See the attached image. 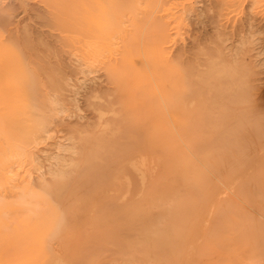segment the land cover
Here are the masks:
<instances>
[{
    "label": "bare ground",
    "instance_id": "bare-ground-1",
    "mask_svg": "<svg viewBox=\"0 0 264 264\" xmlns=\"http://www.w3.org/2000/svg\"><path fill=\"white\" fill-rule=\"evenodd\" d=\"M178 1L182 2L183 0ZM43 2L48 7L47 12L49 16L45 18V24H41L46 25L48 29H53L56 32V34L51 33L49 35L55 39V41L53 40L54 43L60 44L59 47L42 37L37 38L39 39L37 41L39 47L36 46L31 33L27 30L24 31L22 36L17 32L11 31L8 33L5 42H2L0 33V264H6L5 256L11 247L15 248L19 245L28 246L26 242H22L23 236L19 222V214L22 209L28 208L27 215L25 214V216H31L35 219L34 228L37 232L40 230L42 231V229L45 230L43 227L44 223L42 220L43 214L41 213V206L42 203L49 201L50 197H52L51 200L53 202L62 201L65 202V204L69 203L68 205L70 207H78L84 202L91 201L87 197L88 189L96 190L109 183L119 186L120 189L121 186L125 185L119 178L123 175V166L126 161L123 152H131L139 148L140 150H147V147L141 145L143 142L139 143V137L141 140L149 135L156 137L158 140L168 138L169 129L165 128L163 122L158 120L153 123L151 122L152 132L148 130H134L130 133H127L123 128L124 126L118 121L113 125L109 124L108 121H100L97 127L95 126L97 131L94 129L93 131L89 129L88 131H80L77 137L73 135L69 138V145L65 144L67 146H61V144L59 146L61 152L65 150L66 153L69 152L76 155V157L73 156L74 158L70 160L58 157L59 167L49 172L52 177L51 182L42 180L40 182V188L36 190L29 187L25 179L20 177V172L23 167L24 158L28 153L30 142H35L41 138H48L51 132V124L54 122L56 114L66 112L65 108L60 106V102L62 101L60 99H55V96H52L55 98H51L49 95V91L52 90L54 93L56 92L55 95L58 93L59 96H65V92L68 90L69 86L66 73L60 64V47L76 46V48L83 53L82 66L85 68L89 69L97 64H105V66H107L108 75L112 76L115 82H117L116 87L113 89V93L110 95L105 94L104 96H98L100 93L96 91V93L91 92L89 97H91V99L94 98V100L96 98L103 100L104 98V103L111 106L110 110H112L113 113H117V115L119 111L116 112L115 106H113V97L115 96H119V98L124 95L126 96L125 100L119 101L120 109L122 108L135 114L145 110V118L149 117L148 119H152L153 117L160 116L159 119H162V116L164 118L166 114L165 111L169 106H182V104L186 106L184 104L187 102L186 97L190 95L194 97L191 104L192 108L189 109V111L187 107H183L184 113L188 116L192 114L196 116L205 114L207 115V120L211 119V115L216 117L219 116L215 115L218 109H220V113H225V100L238 104L246 100L245 96L248 94L246 93V87L249 88L247 74L245 75L241 71L238 73L236 68L232 67L231 64V66L228 65V67L225 65L227 62H223L224 48L220 42V45L216 43L218 46L214 49L212 47L216 55L213 53L214 51H202L201 55H203L202 57H204L205 62H207L206 64L200 63L206 68L204 67V69H202L201 67L198 73L194 72L195 70H193L192 65H183V63H180V65L179 63L173 64L169 61V57L166 56L163 50L165 49L164 45L169 42L170 38L165 18L172 15V0H43ZM219 6H221V9H225L224 3ZM37 17L40 18L39 16ZM9 26L10 25H8V27ZM6 27L7 25L5 28ZM247 51H249L248 48ZM243 55L244 54H242V56ZM118 56H121V60H124V65H119ZM9 57H11V61ZM141 57L144 59L143 63L146 71L153 76V79L157 83V89L161 94V101L164 104V109L163 107L161 108L163 112H157L154 111L153 108H150L152 101L144 92L146 79L142 75L143 70L136 67V62L138 59L142 60ZM86 58L88 59L86 60ZM244 58L245 57H243V59ZM226 60L228 59L226 58ZM242 61L243 60L240 61L239 58L238 62L240 63ZM240 64L236 67H239ZM251 64L252 63H250V65ZM125 66L127 67L124 68ZM246 67L248 66L246 65ZM243 70L245 71V69ZM123 73H125L126 76H123ZM183 74L188 75V78L186 76L187 82L183 79ZM125 77L129 78V80L127 79L128 81H132L133 84L131 83V86L124 83L126 82L124 80ZM225 79L226 82L224 81ZM181 80H184V83H181ZM182 84L185 85L180 86ZM256 86L258 87L259 85ZM162 89L165 90L164 93ZM76 94L77 93H75V95ZM73 99L77 100L76 98ZM37 110L42 112L40 116L37 115ZM157 110L159 109L157 108ZM245 111H243L244 115L241 117L247 120L250 116L248 117ZM98 112H100V110ZM99 115H101V113ZM106 115H108V113ZM107 117L108 116H106V119ZM224 117H222V119ZM103 118L105 117L103 116ZM148 119H144L142 123L148 121ZM184 119L195 120L199 119V117H184ZM218 119L219 118H217V120ZM212 120H216V118L214 119L213 117ZM207 121L212 122L209 120ZM244 122H242V124L246 128V126H248V121ZM204 125H201V130ZM215 126L217 125L215 124L214 127ZM229 126H227V128H229ZM204 128L205 126L203 129ZM182 136L183 134L180 135V137ZM124 139H131L132 141L129 140L130 143L127 141L124 144H120L121 151L116 153L115 159L110 160L112 165L104 161L110 157L111 152H114L112 151L113 147H115L114 143H119V141H124ZM173 139H176V137H173L171 140ZM196 144H200V142H196ZM236 145L238 146V144ZM60 150L58 152H60ZM212 150L213 151H209V154L211 157L218 158V165L219 163L222 165V157L224 156L223 150H217V148ZM239 150L240 149H238V151ZM193 155L202 163L204 168L208 169L209 174L215 171L212 168L213 166L211 168L208 166L206 162L207 158H205L203 154L197 152L193 153ZM244 157L248 158V156L245 155ZM138 159L140 160L139 157ZM131 161L136 162L134 160ZM169 161L170 160L167 162ZM192 162L193 159L186 156L183 162L177 166L178 172L185 175L187 178V183L183 191L184 196L162 199L154 198L152 194H149L146 197L145 206L125 203L119 205L120 209L110 212L151 216L154 207L166 202L162 214L165 219L168 217L169 226H167V233H182V236L189 234L188 228L193 220V216L186 212L203 203L202 190L205 191L204 186H206L205 184L210 180V177H208L204 169L202 170L200 168L199 172H195ZM140 164H142L143 168L146 166L145 162H140ZM140 164H131L130 166L135 169H138V167L141 169ZM235 164L233 162V165ZM218 165L214 166L218 167ZM215 167L214 169H219ZM261 174L262 172H259L257 176L255 175V181L252 180L249 183L251 186L253 185L252 188H254L251 189L250 196L243 190L245 186L236 187L233 192L236 196L230 197L229 199H227L228 197L226 199H221V203H218L215 208L212 209L211 218L206 222L203 221L204 226L201 228V232L204 239L200 249V253H202L200 254V264H264V184L262 185L260 183L259 178ZM144 176L145 174L143 177ZM124 180L126 179L124 178ZM75 183L78 184L76 189L73 185ZM154 184L156 185V183ZM150 185H152V183ZM150 185H147V189ZM127 186L128 188L130 186L128 181ZM115 191L117 192V190ZM112 192L110 190V193ZM231 196H233V194ZM254 202L260 206L261 215H259L262 217L260 221L250 213V205ZM104 204L103 206H106V204ZM99 209L100 207H98L97 212H99ZM64 213H70V210L66 209ZM170 216H173L171 221L169 220ZM158 221L159 223L161 222L160 220ZM257 228H259V230H257ZM51 235L50 239L48 237L49 241L51 240ZM178 236L177 234V237ZM169 238H171L170 241L174 244L175 239L172 236ZM172 248L176 249V255L182 258L187 257L189 252H194L188 251L182 246H179V248ZM24 256L26 255L24 254ZM129 257H132V255ZM146 257L149 258V256ZM149 262H151V259Z\"/></svg>",
    "mask_w": 264,
    "mask_h": 264
},
{
    "label": "rangeland",
    "instance_id": "rangeland-1",
    "mask_svg": "<svg viewBox=\"0 0 264 264\" xmlns=\"http://www.w3.org/2000/svg\"><path fill=\"white\" fill-rule=\"evenodd\" d=\"M223 3L225 4V9H221V6H219ZM171 4L173 5L172 15L165 18L170 38L169 42L164 45L165 49L163 50L166 56L169 57V61L173 64L179 63L180 65V63H183V65H192L193 70H195L194 72L198 73L201 67L202 69L205 67L202 66V64H206L207 62H205L204 57H202L203 55H201L202 51H214L213 49L222 43L224 48V59L222 60L224 63L225 61L227 62L225 65H232V67L236 68L238 73L241 71L245 75L247 74L249 88L246 87V93H248L245 96L246 100L240 104L236 102H227L225 100L227 109H225V113H220V109H218L215 115H219L220 117L211 115V119L207 120L212 122H208L206 120L207 115L205 114H201L202 116L198 114L199 116H196L191 113L192 115L188 116L184 113V108L187 107L188 110L192 108L191 104L194 97L190 95H187V97L189 96L188 98L186 97L187 102L184 103L186 106H183V104L182 106H169L165 111L166 114L164 118L162 116V119H159L160 116L153 117L152 119H148L149 117L145 118V110L135 114L130 113L128 110L120 109L119 101L125 100L126 96L124 95L120 98L119 96H115L113 97L114 104H112L115 106V111H119L117 115V113H113L112 110H110L111 106L104 103V98L103 100L99 98L94 100V98L91 99V97H89L91 92L96 93V91L100 93L98 96H104L105 94L110 95L113 93V89L116 87L117 82H115L112 76L108 75L107 66H105V64H97L89 69L85 68L82 66L83 53L77 49L76 46L60 47V64L66 73L69 86L68 90L65 92V96H59L58 93L55 95L56 92L54 93L52 90H50L51 92L49 91V95L51 98L56 97L55 99H60L62 101L60 102V106L64 107L66 112L56 114L55 120L51 124V132L48 138H41L35 142H30L29 150L24 158L23 167L20 172V177L25 179L29 187L36 190L40 188V182L42 180L51 182L52 177L49 172L59 167L57 158L62 157L70 160L76 157V155L69 152L66 153L65 150L61 152L59 146L61 144V146L69 145V138L73 135L77 137L80 131H88V129L91 131H93V129L96 130L98 122L100 121H108L111 125L118 121L124 126L123 128L126 132L130 133L134 130H148L152 132L151 122L153 123L158 120L163 122L165 128L169 129V134L167 136L168 138H164V140H158L152 135L142 138V140L139 137V143L143 142L141 145L147 147V150H140L139 148L131 152H123L126 161L123 166V175L121 174L122 176L119 178L125 185L121 186L120 189L119 186L110 183L96 190L88 189L87 197L91 201L84 202L78 207H70L68 205L69 203L65 204V202L62 201L53 202L51 200L52 197H50L49 201L42 203L41 213L43 214L42 220L45 230L42 229V231L40 230L37 232L34 228L35 219L31 216H25V214L27 215L28 208L22 209L19 214V222L23 236L22 242H26L28 246L19 245L15 248L11 247L5 256L6 264H200V254H202L200 253V249L204 239L201 228L204 226L203 221L206 222L211 218L212 209H214L218 203H221V199L235 197L236 195H234L233 192L238 186H245L243 190L250 196L251 189L254 188H252L253 185L251 186L249 183L254 180L255 175L257 176L259 172H262L259 178L260 183L262 185L264 184V0H183L182 2L172 0ZM47 11L48 7L43 0H0V33L2 42L6 41V37L11 31L17 32L22 36L24 31L27 30L31 33L34 44L38 47L37 41L39 39L37 38L40 37L54 43L55 39L49 34H56V32L53 29H48L46 25H42L45 24V18L49 16ZM6 25L7 27L5 28ZM8 25L10 26L8 27ZM224 42L227 43L225 44ZM216 43H218V45ZM54 44L58 47L60 46V44ZM247 48L249 51H247ZM213 53L216 55L215 51ZM242 54L244 55L242 56ZM225 57L228 60H226ZM237 57L238 60L240 58V61H246V64L243 61L240 62V64ZM243 57H245L246 60L245 58L243 59ZM10 58L11 57H9V60L11 61ZM87 59L88 58H86V60ZM141 59L142 60L138 59L139 61L137 60L138 63L136 62V67L143 70L142 75L146 79L144 92L152 101L150 108H153V110L157 112H163L161 108L163 107L164 109V104L161 101V94L157 89V83L153 79V76L146 71L143 63L144 59L142 57ZM118 60L120 61H118L119 65L125 64L124 60H121V56H118ZM250 63L252 64L250 65ZM238 64H240L239 67H236ZM246 65L248 67H246ZM126 67L127 66L124 68ZM243 69H245V71ZM123 74V76H126L125 73ZM186 76L188 78L187 74H183V79L187 82ZM127 79L129 80V78H124L126 81L124 83L131 86L133 84L132 81H128ZM224 81L226 82V79ZM181 83H184V80H181ZM256 85L259 86L257 87ZM162 91L163 93L165 92L164 89H162ZM75 93L77 94L75 95ZM157 108L159 110H157ZM99 110L100 112H98ZM242 110H246L245 112L248 117L250 116L249 119L246 120L241 117L244 115ZM100 113L101 115H99ZM107 113L108 115H106ZM41 114L42 112L37 110V115L40 116ZM103 116L105 118H103ZM106 116H108L107 119ZM184 117H199V119L187 120L184 119ZM213 117L214 119L216 118V120H212ZM222 117L224 118L222 119ZM217 118L219 119L217 120ZM144 119H148V121L142 123ZM244 121H248V126H246V128L242 124ZM199 124L200 128L202 124H205V128L203 129L204 126H202L201 130ZM213 124L217 126L214 127ZM227 126H229V128H227ZM182 134L183 136L180 137ZM173 137H176L178 140H171ZM129 140L132 141L131 139H124V141L121 140L119 143L115 142V147L112 149L114 152H111L110 157L104 161L111 164L110 160L115 159L116 153L121 151L120 144H124ZM196 142H200V144H196ZM236 144H238V146ZM166 147L170 148L167 150ZM215 148H217V150H223L225 157H222V165L220 163L218 165V158L211 157L209 154V151H213L212 149ZM238 149H240V152ZM59 150L60 152H58ZM197 152L203 154V156L207 158L206 162L210 168L213 166L212 168L215 171H213L212 174H209L208 169L204 168L202 163L194 157L193 153ZM244 155L248 156V158L244 157ZM186 156L193 159L192 163L195 172H199L201 168L202 170L204 169L208 177H210V180L208 179L209 182L204 186L205 191L202 190L203 203L186 212L193 216V220L188 228L189 234L182 236V233H177L179 235L177 237L175 233H167V226H169L168 217L165 219L162 214L166 202L154 207L151 216L110 212L120 209L119 205L125 203L145 206V200L149 194H152L154 198L162 199L184 196L183 191L187 183V178L185 175L178 172L177 166L183 162ZM131 160L136 162H132ZM166 160L170 161L167 162ZM138 161L141 163L145 162L146 168H143L142 164ZM233 162L234 164L237 163L233 165ZM131 164H140L141 169H139L138 166V169H135L130 166ZM214 165H218V167ZM214 167L219 169H214ZM144 174L145 176L143 177ZM124 178L130 183L129 188ZM143 179L145 180L142 181ZM151 183L152 185H150ZM154 183H156V185ZM73 185L76 189L78 184L75 183ZM147 185L151 186H148L149 190L147 189ZM110 190L114 193H110ZM115 190H117V192ZM232 194L233 196H231ZM104 203L106 206H103ZM98 207H100L99 212H97ZM250 207L251 215L253 214L252 216L260 221L262 219L260 216V206L254 202ZM66 209L70 210V213L65 214L64 212ZM172 217L173 216H170V221ZM158 220L161 222L159 223ZM259 228H257V230H259ZM50 235L51 240L49 241ZM170 236L175 239L174 244L170 241ZM179 246L194 252H189L187 257L182 258L176 255L177 250L172 248H179ZM24 254L26 256H24ZM131 255L132 257H129ZM146 256H149V258ZM150 259L151 262H149Z\"/></svg>",
    "mask_w": 264,
    "mask_h": 264
}]
</instances>
